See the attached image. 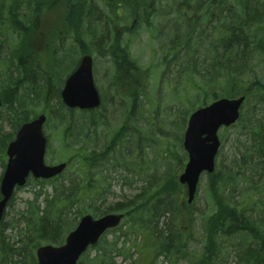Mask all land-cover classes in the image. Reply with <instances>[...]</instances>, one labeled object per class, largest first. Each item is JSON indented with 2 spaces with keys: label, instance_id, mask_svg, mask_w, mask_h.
<instances>
[{
  "label": "trees",
  "instance_id": "obj_1",
  "mask_svg": "<svg viewBox=\"0 0 264 264\" xmlns=\"http://www.w3.org/2000/svg\"><path fill=\"white\" fill-rule=\"evenodd\" d=\"M50 1L0 0V43L3 42L1 36L5 30L24 34L25 31H20V26L29 25L38 6L44 9ZM78 1L81 2L82 8L78 5ZM78 1L58 0L57 5L62 6L71 22L73 20L75 25L83 26L87 17L91 18L93 14H89L84 9V0ZM232 2L233 6H230L227 5V0H216L215 25L211 27L209 23L200 20L201 16L194 21L188 20V26L181 38L167 48L171 56L168 61L178 62V66L181 67L178 71L179 77L183 75L185 81L190 83L194 80L198 92H203L205 98L211 95L217 97L218 94L228 97L245 96L246 105L252 107V117L249 116L247 119L240 117V122L246 124L247 132L254 135L256 145H252L250 149L258 157L261 168L259 174L264 176V133L259 132V128L264 130V80L257 77V68H260L264 75V0H232ZM215 27L216 35L213 39ZM204 29L205 34H203ZM75 39L78 45L77 52H90L83 46L82 39L76 36ZM204 41L208 42L209 48L201 46ZM212 42L216 44L213 47ZM201 47L210 53L206 52L204 58L199 60V56L196 58L193 56L202 50ZM17 48L5 49L3 56L0 57L2 68L0 98L2 107L10 112L8 121L13 128L12 132L3 133L0 126V149H3L7 141L14 137L20 124L34 114L33 109L37 101L42 99L47 102L46 97L34 98L32 96L34 91L30 89L31 77L43 79L44 74L37 61L39 55L36 57L35 50L27 48H18L21 53L19 54ZM13 54H16V58ZM122 56L124 55L120 57ZM208 57L211 62L206 68ZM115 66L116 74L122 72V77L126 75V79H129L127 69L133 67L130 60L116 61ZM131 72L139 77L142 70L137 67ZM38 85L39 88L37 87L36 90L41 94L44 85L42 81ZM213 86L216 88L213 89ZM130 96L135 97L134 94ZM51 97L56 99L55 106L46 103L49 109L47 110L46 106L43 108L47 112V120L54 117L56 123L63 126L64 144L61 151L64 152L62 158L67 161L68 166L61 174L51 179H28L38 184L39 190L34 191L33 198L27 202L25 214L22 216L24 226L18 232L17 240L6 239L4 231L8 228V224L0 221V264H36L35 248L42 243L55 245L63 243L66 233L74 227L82 214L90 212L94 216H99L112 211H123L124 220L116 228L108 230L109 232L120 230V235L125 236L129 233L146 231L149 243L155 247L154 256L163 255L168 260L174 256L175 262L187 259L185 255L189 252L185 246L182 249L183 232L179 229L177 232L173 227L176 219L186 218L180 205L182 192L178 193L176 185L164 184L169 176L155 175L153 182L150 181L149 189L145 187L146 189L143 188L125 200L102 208L97 201L102 200L107 191L104 178L108 177V165L131 173L144 168L142 158H139L138 152L135 156L131 155L134 147H131L128 141L129 134L126 139L117 133L110 134L105 120L91 118V126L96 127L100 123L105 131L104 145L97 153L95 142L89 141V144H86L83 139L86 120L74 117L72 110L62 104L59 90H55ZM29 103L31 106H28ZM258 113H260L259 117L256 116ZM70 135L78 140H71ZM138 145H141L140 142L135 147L137 148ZM250 155L252 156H248L249 158L253 157L252 152ZM232 171L227 169L220 177L218 174H213L208 181V188L218 202L219 209L207 217L212 220V226L208 229V245L203 246L202 258L196 264H201L203 259L213 261L214 264H222L217 260L221 253L219 242L223 239L226 243L229 238L238 240L239 235H247L251 241L230 246L236 258L234 264H264V229L254 220L249 219L238 206L228 202L230 198L228 193L231 192L234 184ZM44 183L50 185L51 191L44 189ZM11 200L10 204H12ZM182 204L183 208L187 207L185 203ZM123 226H125L124 230H122ZM203 226L206 227L207 224L203 223ZM93 248L95 256H90L88 250L80 257L77 264H115L110 257L112 249L108 247L105 238ZM174 261L170 260L172 264Z\"/></svg>",
  "mask_w": 264,
  "mask_h": 264
},
{
  "label": "rangeland",
  "instance_id": "obj_2",
  "mask_svg": "<svg viewBox=\"0 0 264 264\" xmlns=\"http://www.w3.org/2000/svg\"><path fill=\"white\" fill-rule=\"evenodd\" d=\"M57 1L51 0L44 9L38 6L31 23L20 27V31H25L24 34L21 32L17 37L11 31H3L0 57L3 56L5 49L17 48V45L19 49L35 50L34 52L40 53V69L43 71V78H45L43 81L39 80V83L42 81L45 85L49 78L55 81L51 83L50 89L59 88L63 85L67 74L74 68L75 59L78 60L80 57V51L77 52L78 48L75 47L78 45L74 44L75 36L82 39L83 46L87 47L88 45L92 48L89 51L93 56L95 83L99 87L102 98L103 106L100 108L102 119L105 120L106 118L110 130H120L119 136H124L126 139L127 134H129L128 141L131 147H134L131 155L135 156L139 153V158H142V166L144 167L142 170L126 173L121 168L108 165V177L104 178L107 191L104 198L98 200L97 204L104 208L117 201L125 200L143 188L148 187L149 189L155 175L169 176L164 184L176 185L178 193L182 192V185L178 181V175L183 171L186 163L182 140H180L185 128L182 126V119L192 104L197 106L208 103L211 97L205 98L203 92L197 93L192 86L187 84L182 75L179 77L178 71L181 67L178 66V62L173 61L175 63L172 64L173 62L167 61L171 57L167 48L178 32L173 31L174 35L172 36L173 33L169 29L163 31L164 34L143 30L142 33L133 37L134 44L128 48L122 46L117 37L112 42L114 45L109 49L105 48L100 54L102 49L99 48L98 51L93 43L98 40V36L103 32L101 22L103 16L112 14L111 10L115 9L114 6L117 2L93 0L95 4L91 7L88 6L90 0H84V9L93 16L89 19L87 17L85 22L82 20V26L80 24L75 25L73 20V23L68 21L64 9L57 5ZM78 3V5H82L80 1ZM130 4H134V1L128 0L125 5L126 8L133 7ZM100 11H104L105 15L99 14ZM75 13H77L76 10ZM64 26L71 27L69 29L71 34H67L68 38L65 39L60 36V32L64 33L65 31ZM59 41L61 44H58ZM36 43L40 44L39 48L36 47ZM203 47L209 48L210 45L206 42ZM18 48L16 51L19 53ZM112 50L116 57L122 55L124 50L129 51L131 58L136 60L141 69L148 74L146 77L141 72L140 81L133 83L135 89L130 91L131 94H136L135 99L130 97L128 86H122L118 74L114 72L116 67L115 61L112 63L113 60H111ZM68 51L70 52L68 53ZM108 51L110 56H107ZM206 52L209 51L202 49L193 57L199 56L198 58L201 60ZM13 55L16 57V54ZM207 59L206 68L211 62L209 57ZM1 69L0 67V71ZM260 70L257 68V77L264 80V75ZM214 88L216 87L213 86ZM53 92L46 96L47 102L42 99L38 101L35 99L37 103L33 110L35 112L44 110V106L48 110L49 107L46 103L55 106L56 99L51 97ZM30 104L28 106H31ZM131 104L133 107L130 109ZM244 108H242V112ZM245 109V116L252 113V108L247 109L246 107ZM0 111L2 132H12L13 128L8 121L10 112L5 107H1ZM259 115L260 113L256 116L259 117ZM82 119L84 116L80 115V120ZM128 125L129 127H127ZM122 126L123 128H118ZM246 127V124L240 122L219 130L221 145L215 159L216 165L218 164L216 174L220 177L221 173L224 174L227 169L233 170L234 184L231 192L228 193L230 196L228 202L238 206L249 219L254 220L264 229V176L259 174L261 168L258 157L250 149L252 145H256L255 139L251 133L247 132ZM44 130L48 137L45 160L47 163H56L64 154L61 151L64 144L63 126L56 123V118L51 117L44 124ZM103 132L104 127L99 125L97 134H93V137L100 140L101 145L104 143ZM70 139L75 140L76 138L70 135ZM86 139L90 140L89 137ZM138 142L141 145L136 148ZM4 149L5 147L0 149V175L4 170L3 162L5 163L6 160ZM250 152L253 154L251 158L248 157L252 156ZM233 161L235 163L232 164ZM105 173L106 171H104ZM208 177L209 175L205 172L201 174L194 200L191 205L184 206L185 208L181 204L184 200L182 194L180 205L186 218L176 219L173 227L177 232L179 230L183 232L182 249L185 246L189 254L185 255L187 259L178 262H175V257L172 256L170 260L174 261V264H196L202 258L203 246L208 245V229L212 226V220L207 217L219 209L218 202L208 188ZM50 188L49 185H45L44 189L49 192ZM38 190L39 186L34 183L25 185L15 192L11 200L12 204H8L4 218L8 228L4 231V235L9 241L17 240L18 232L24 226L22 216L25 214L27 202L33 198L34 191ZM69 217L73 218L72 215ZM203 223L207 226L204 227ZM124 229L125 226L122 227V230ZM145 232L129 233L124 236L120 235V230H116L105 234L106 243L112 249L110 257L115 264H172L163 255L154 256L155 247L149 243L148 234ZM237 239L229 238L226 243L221 239L219 242L221 253L217 259L219 262L234 264L236 258H234L230 246L239 242L251 241L247 235H239ZM89 255L94 257L95 252L90 250ZM211 263L214 264L213 261L206 259L201 262V264Z\"/></svg>",
  "mask_w": 264,
  "mask_h": 264
},
{
  "label": "water",
  "instance_id": "obj_3",
  "mask_svg": "<svg viewBox=\"0 0 264 264\" xmlns=\"http://www.w3.org/2000/svg\"><path fill=\"white\" fill-rule=\"evenodd\" d=\"M60 95L63 103L70 108L99 105L89 54H84L76 68L66 77ZM242 101L243 96L220 98L189 115L183 137L188 161L179 176V181L186 185L187 202L193 199L200 173L212 172L214 169V158L220 144L218 128L236 121ZM44 121L45 115L41 113L24 122L7 145L8 158L0 179V219L14 188L23 185L30 173L34 178H50L59 174L66 165L65 162L53 165L44 162L47 144L42 130ZM121 217V213H106L97 218L90 214L81 216L76 227L66 235L63 244H44L36 248L37 264H76L87 246L95 243L105 229L116 226Z\"/></svg>",
  "mask_w": 264,
  "mask_h": 264
},
{
  "label": "flooded vegetation",
  "instance_id": "obj_4",
  "mask_svg": "<svg viewBox=\"0 0 264 264\" xmlns=\"http://www.w3.org/2000/svg\"><path fill=\"white\" fill-rule=\"evenodd\" d=\"M104 1H116L117 3H115V9L111 10L112 14L110 15H105L104 11L99 12V14L105 15L101 21L104 35H102V32L97 40L99 44L102 45V50H105V48H111L114 45L112 44L113 40L117 37L122 46L128 48L131 44H134L133 37L142 33L143 30H148L150 32L154 30L155 32L163 34V31H168V23L175 20L177 22L176 26L181 28L187 17L208 16L210 27L215 25V16L217 12L216 0H132L134 1V4H130L133 6L131 8H126L125 6L128 0ZM94 4L93 0H90L88 6L93 7ZM227 5L231 6V3H227ZM79 6L81 7L82 5ZM194 6L198 7L195 8ZM68 21H70V19H68ZM22 26L23 25L20 27ZM70 28L71 27L64 26L65 31L64 33L60 32V36L64 39L68 38L67 34H71L69 31ZM58 44H61V42L59 41ZM36 47L39 48L40 44L36 43ZM107 56H110L109 51ZM120 56L116 57V54H114V51L112 50V63H114V61L125 62V60H130L126 52H124V56ZM127 76H129L130 80L126 79V75L119 80L124 87L127 86V81H129L131 86L136 80V75L133 72H127ZM127 127H129V125ZM119 133L120 131L118 134Z\"/></svg>",
  "mask_w": 264,
  "mask_h": 264
},
{
  "label": "bare ground",
  "instance_id": "obj_5",
  "mask_svg": "<svg viewBox=\"0 0 264 264\" xmlns=\"http://www.w3.org/2000/svg\"><path fill=\"white\" fill-rule=\"evenodd\" d=\"M94 47L95 48H101V49H103V47H102V45L101 44H99V42L98 41H95L94 43ZM0 45H1V43H0ZM2 46V45H1ZM1 46H0V49H1ZM89 49H92L90 46H88V50ZM70 51H68V53H69ZM61 57V56H60ZM73 57V56H72ZM16 58V57H15ZM74 58V57H73ZM17 61V60H16ZM132 62V61H131ZM133 63V67H128V71H129V73L132 71V70H134V68H137V67H139L140 68V70H142L141 69V67L139 66V65H137L136 63H134V62H132ZM53 64V63H52ZM51 72V71H50ZM142 72L145 74V76L146 77H148V74L146 73V71H144V70H142ZM122 77V72L120 73V74H118V78L120 79ZM45 78H43L42 79V81L44 80ZM30 80L32 81V84H31V91L33 92L34 91V93L32 94V96L34 97V98H37V97H46V96H48L49 94H50V92H52V91H55L56 89L57 90H60V89H62V86H59V88H55V87H53V88H51L50 89V87H51V83H53V82H55L53 79L52 80H50L49 78L47 79V81H46V84L44 85V87H43V90H42V93L41 94H39V92L36 90V89H38L39 88V80H38V78L37 77H31L30 78ZM38 87V88H37ZM35 89V90H34ZM47 98V97H46ZM221 128H218V130H217V136H218V139H219V142H220V144H219V147H218V151H219V148H220V145H221V140H220V138H221V136L219 135V130H220ZM261 131H262V133H264V130H261L260 128H259V132L261 133ZM256 135H257V133H256ZM253 136V139H254V135H252ZM218 151H217V154H218ZM114 213H119V211H114Z\"/></svg>",
  "mask_w": 264,
  "mask_h": 264
}]
</instances>
